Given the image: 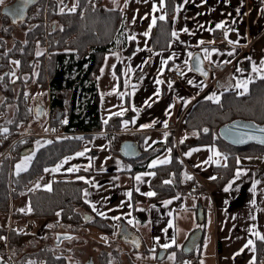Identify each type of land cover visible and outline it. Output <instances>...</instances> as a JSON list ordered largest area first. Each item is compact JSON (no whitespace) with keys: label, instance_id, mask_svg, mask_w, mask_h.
<instances>
[{"label":"crops","instance_id":"crops-1","mask_svg":"<svg viewBox=\"0 0 264 264\" xmlns=\"http://www.w3.org/2000/svg\"><path fill=\"white\" fill-rule=\"evenodd\" d=\"M104 1L102 0V4L105 7ZM256 1L178 0L175 4L173 17H171L172 30L168 46L166 49L156 51L151 50L150 31L153 27L149 29V25L152 24L154 17L157 21L161 15L165 16V0H163L162 7L161 0H116V7L110 9H117L124 13L125 42L122 41L114 46L115 49L105 55L96 76L95 87L98 92V114L101 121L104 123V120L114 116L113 113L120 112L122 108L125 109L124 114L130 115V117L123 121H129V123L125 127L123 121L121 122L120 133L122 135L136 134L140 146L143 149H150L153 145L163 144L166 140L165 133L171 129L175 122H181L189 109L198 101L217 103V98L219 101L220 95L227 91L240 96L244 90L236 88V84L251 79L245 93L248 94L250 84L264 75V72L257 73L252 70L253 64L259 68L261 61L264 60V14H262L264 10H260ZM154 5L156 11H153ZM177 8L180 9L179 12L176 11ZM237 9H239V14ZM218 23H223L224 27L217 29L215 26ZM185 28L188 29V32L183 31ZM225 31H228V40L234 43L230 44L228 40H225ZM145 32H148L147 36L144 35ZM173 32L177 33L176 37L172 35ZM130 37H135V39H130ZM200 41H204V43L200 44ZM127 46L129 47L127 48ZM204 49H208L210 52L216 49L217 52L212 53L210 60H205ZM197 52L201 54L206 68L211 65L212 67L224 65L225 68L223 71H219L218 75L210 73L206 80L203 79L189 70L191 60L189 53L192 56ZM229 52H232L233 55L229 56ZM165 60L167 64L162 65V61ZM174 62H178L180 65L181 76L178 78L168 75L170 65ZM116 66L119 73L116 72ZM237 68L241 71H237ZM157 80L162 83L157 84ZM136 83L138 85L134 86ZM169 83L172 85L171 88H169ZM157 92H159L158 95ZM126 96H128V104L124 100ZM208 97L213 98L209 99ZM133 107L138 112L133 111ZM48 115V107L44 105V114L40 120H42L43 126L45 124V128L51 125ZM133 119L136 121L135 124L131 123ZM165 122H167V127L164 126ZM142 125L152 126L143 128ZM180 127L181 125L178 131L181 132V135L177 137L178 131L175 132L176 145L187 136L180 130ZM45 128L42 131H45ZM72 134L81 135L80 133ZM107 134L109 133L101 131L93 137L106 138ZM86 140L88 138L85 139V142ZM31 146L25 149L27 151L24 150V154L29 152ZM82 146L76 153L81 152ZM193 149H199V151H192ZM211 149L219 152L220 156L213 155ZM169 152V148H165L146 164L147 168L150 169L149 165L153 161L169 160ZM189 152L191 155H186ZM76 153L66 156L58 164H55L61 165L58 171H52L55 168H45L49 170V177L44 178L46 173L44 171L43 178L41 177L42 185L38 187L48 188L50 181L53 180L72 181L78 177H84L82 174L77 175L78 171L90 173L89 177L85 176L84 178L94 182L96 186L87 183L81 193L82 199L84 202L88 201L85 204L90 207L92 214L97 215V211L104 212L105 216L102 218L109 219L114 229L112 234L107 235L88 226L90 231H94L92 232L94 233V245L85 247V251L79 250L80 254H77L76 262L80 260L84 264L91 260L95 264H100L98 261L100 252H109L115 248L121 254L120 259L126 264L128 251H122L115 243L116 240L124 242L117 239V231L121 224H125L139 235L141 244L146 238L150 247L146 248L143 244L142 251L146 250V252L157 254L159 250H164V256H166L171 252L167 251L168 248L173 246L182 250L189 235L199 229L201 231L200 240L190 251V253H194L191 258L194 261L197 260L196 264H201V262L203 264H251L253 260H255V264H259L257 262V244H261V251L264 255V240L258 239L253 233L264 236V153L243 159L240 157L238 167L235 168L230 180L222 187H216L215 182L219 181L220 175H214L213 167L225 166L227 164L226 156L215 145L188 146L180 154L185 167V176L193 177L198 185L205 189L204 193L200 194L186 188L184 194L152 204L147 201L150 197L144 195L147 192H154L149 185L153 175H148V173H153L152 171L130 172L134 167L131 160L122 157L121 154L110 152L109 156L113 160L121 157V166L125 169L95 170L92 167L93 156L97 152L93 147L88 148L85 153L88 155L81 156L80 160L75 158L74 165L65 167L73 159V156L76 157ZM90 157L92 160L89 159ZM209 157L213 162L205 164L204 161H208ZM66 159L67 163H64ZM96 162L101 164L99 160ZM89 164L91 167H88ZM160 164L162 163H157L156 166ZM55 165L54 167H56ZM86 167L87 171H85ZM69 168L78 170L69 172ZM238 169L242 170L243 174L237 179ZM138 175L141 177L140 181L135 179ZM211 177H215V182L210 183L213 180ZM255 181H259V183L253 188ZM226 187L229 189L228 191L224 190ZM85 191L88 192L87 196L84 195ZM129 192L131 197L126 195ZM165 201H171V203L165 206ZM93 204L97 211H93L91 207ZM27 208L28 199L27 205L20 200V205L18 202L17 208L15 207L13 210L26 212ZM134 210L137 211V215L134 214ZM198 211L202 216L201 221H199ZM129 213L131 215H128ZM117 216L120 217L119 220L113 219ZM253 216L255 219H252ZM37 220L39 225L36 228H42V234H44L47 224L53 223L57 227L59 226L57 218ZM129 221L132 222L129 223ZM169 221L172 223L171 227H169ZM178 227L182 229L179 236ZM59 230L53 234L55 235L54 243L55 241L57 243L58 236H64L55 244L59 249L66 244V240L71 243L81 236L77 232L73 234L65 226ZM40 231L37 232L39 236L42 235L39 234ZM47 231L49 232V230ZM249 240L253 241L252 247L255 251L252 250V247L244 248ZM165 244L171 246L164 248ZM128 245L130 244L128 243ZM69 246V251L83 247L74 244ZM242 249L243 251H241ZM84 253H88L90 256L88 260L86 259L87 261L82 260ZM191 258L188 263L192 262Z\"/></svg>","mask_w":264,"mask_h":264},{"label":"trees","instance_id":"trees-1","mask_svg":"<svg viewBox=\"0 0 264 264\" xmlns=\"http://www.w3.org/2000/svg\"><path fill=\"white\" fill-rule=\"evenodd\" d=\"M75 1L76 10L72 12L57 10L56 0H40L27 10L25 20L16 27L0 12V112L2 116H6L8 110L12 111L11 118L0 123V213L7 212L11 201L19 200L20 195L26 192L28 211L14 210L15 218H57L59 225L68 226L74 231L90 226L101 233L112 234L114 228L110 220L92 214L90 207L83 201L81 193L87 186L84 181L53 180L50 181V190L49 187L29 189L32 181L43 176L45 168L76 153L83 140L92 138L101 131L109 133L106 138L110 153L120 154L119 145L125 140H134L138 144L139 155L129 159L134 165L130 172L150 170L155 173L149 183L156 193L147 199L151 204L184 194V189L197 184L193 177L187 179L185 176V167L180 158L181 152L188 146L215 145L226 156L225 166L213 167L214 175H220L218 182L215 179L210 182L214 181L216 187H222L230 180L238 167L237 159L264 153L263 146L249 144L234 147L217 135L220 126L235 119L264 124V79L252 82L248 94L237 96L227 91L220 95L217 103L203 100L195 103L179 123L180 130L187 136L182 140L183 143L179 142L177 145L175 132L170 129L163 144L143 149L136 134L120 133L121 122L130 117L127 114L111 116L107 119V124L103 123L98 114L96 76L105 55L112 52L114 46L125 42L124 13L104 7L102 0ZM177 2L178 0H165V19H158L150 31L151 50L167 48L172 30L171 17ZM256 2L260 10H264V0ZM16 28L23 31L22 40L13 37ZM15 72L16 76L12 79ZM116 72L119 73L117 66ZM30 82H34L38 90L47 94L45 106L48 107L51 125L56 126L60 122L61 131L81 135L64 138L57 143L46 142L35 152L27 170L14 174V160L32 144L18 143L11 161L4 155L10 143L26 130L41 132L45 128L42 120L33 116V104L28 103L25 86ZM124 100L128 104V96ZM5 128L8 129L7 133L2 131ZM167 147L170 150L169 162L148 169L146 164ZM79 174L90 176V173L83 171H78L77 175ZM164 181L171 183L165 184ZM204 190L198 185L193 192L201 194ZM133 212L137 215V211ZM47 230L48 227L41 236L32 232H10V250L18 264H28L29 261L33 264H67V258L58 253V247L53 241L49 247H36V240L42 241L44 235L50 234ZM5 233L4 226L0 224L2 239ZM167 251L174 252L173 264H196L197 260L188 263L193 252L185 254L175 246ZM262 252L261 244L258 243L257 262L262 257ZM120 258L118 249L112 248L109 252L101 251L98 261L100 264H122ZM76 263L82 264L80 260Z\"/></svg>","mask_w":264,"mask_h":264},{"label":"rangeland","instance_id":"rangeland-1","mask_svg":"<svg viewBox=\"0 0 264 264\" xmlns=\"http://www.w3.org/2000/svg\"><path fill=\"white\" fill-rule=\"evenodd\" d=\"M56 2L58 4V9L57 10H60V11L62 9H63V11H68L74 5H76V1L75 0H56ZM115 3H116V0H105L104 1L105 7H108V8H115L116 5H117ZM13 37L22 40L23 39L22 38L23 37V31L21 29H19V28H16ZM13 66L15 67V64H13ZM15 76H16V72L14 74H12L11 78L14 79L13 77H15ZM136 85H138V84L136 83L134 86H136ZM130 86L133 87V85H130ZM25 88H26V96H27L29 104H34V105L35 104H44L45 105V102L47 101V97H46V95H44V93H42L41 90H38L39 88L36 86V84L34 82H30V83L26 84ZM1 100H2V98H0V102H1ZM10 116H12V111L11 110L7 111V115L6 116L5 115L2 116V113L0 112V123L3 124L5 122H7V120L11 118ZM180 133L181 132L178 131L177 137L181 135ZM89 139L90 138H88V140H86V142H85V140H83L84 142H83V146H82L81 152H84L85 148L88 149L90 147H93L96 150L97 153H95V155L93 156L94 164L92 166V167H94L95 170H100V169H111V170L112 169H118V170H123V169H125L123 166H121L122 165L121 164V162H122L121 157L115 158L113 160L109 156L110 153H109L108 148H107L108 140H106V138L93 137L90 140ZM46 141H47L46 139L36 140L35 142H33L32 146L30 147V150H29V152L27 154H23L22 153L21 155H19L13 162V169H12L13 173L14 174H18L16 165L17 164H21L22 161H24L25 157H29L30 156L33 159V157H34L33 155H35V152L40 147H42L46 143ZM37 142H39V144ZM86 155H88V154H84L83 156H86ZM72 158L73 159H71L70 163L68 165H65V167H69L71 165H74L75 162H76L75 158H78V160L82 159L81 156H77V155H76V157L73 156ZM32 159L27 163V165H26L27 168L30 165ZM89 159L92 160V157H90ZM98 160L101 161V164H97L96 161H98ZM116 160H118V161H116ZM55 166L57 167V165H55ZM56 167L52 166L50 168H56ZM21 172H23V171H20L19 173H21ZM48 175H49V173L47 171L45 173V175H44V178H48L49 177ZM42 178L41 179L38 178L37 180L32 181L29 189H36L38 187H41L42 181H43ZM20 196L21 197H20L19 200L11 201L10 207H9V209H7L8 210L7 212H5V213L1 212L0 213V219H1V222H2L0 224H2V226H4L5 231H6L7 222L11 221V223L14 224L16 228H18V229H15V230L17 232H20V233H25V232H23L25 230H23L22 228L20 229V225L21 226L22 225H27V226H29V230H27V233L32 232L34 235H36L37 232H39L42 229V228L39 229V227L36 228L37 225H39V222H36V221H38L37 219H35V218L34 219H28V218L20 219V218H15V216H14V212H13L14 210L13 209H15V207L17 208L18 202H19V205H20V200H21V202H24V204L26 203V205H27L26 192L23 193ZM10 208H11V210H10ZM9 212H11V213L13 212V214L12 215L11 214L8 215V216H10V218L8 220L7 214ZM40 219H44V218H40ZM49 220H54V218L53 219H49ZM45 226L48 227L50 234L49 235H44L42 241L36 240L35 241V244L37 245L36 247H44V246L49 247L50 243H52V241L54 240V236L55 235H53V234H56L55 232H58V231H60L59 230L60 228H63L62 225H59L57 227L53 223L47 224ZM179 227H180V225H179ZM179 227L177 229L178 230L177 231L178 236L180 235V232L182 231V229L179 228ZM65 228L70 230L73 234L76 233V232L80 233L79 235H81V236H80V238L78 240L72 241L71 243H68L69 241L66 240V242H65L66 244H64L60 249L58 248L56 250H59L58 253L64 255L67 258V260H66L67 264H77L75 259H77V254H80L81 249L83 251H85V249H86L85 247L94 245V233H92L94 231H90L86 227L83 230L80 229L79 231H74L73 229L71 230V228L68 227V226L65 227ZM39 234H42V230L40 231ZM6 238H8V240H9V237H7V234L5 233V236H3V239L1 240V249H3V247H4L3 246L4 245V239H6ZM143 241H144V243H143L144 246L146 248H149L150 246H149L146 238H144ZM115 243H117V245H119V247H120V249L122 251H125V250L128 251L127 252V257L128 258L126 260V262H127L126 264H172L173 261H174V253H172V252H169L168 254H166V256H163L162 258H159V257H157L158 253L156 254V253H149V252H145V251L139 252L137 250H132V248H134L132 245H128V243H125V242H122V241H118V240H116ZM71 244H74L75 246L82 245L83 247L82 248H78L76 250L69 251V249H70L69 245H71ZM89 257L90 256L88 255V253H84L82 260H84V259L88 260ZM170 257H173V258H170ZM92 259L94 260L95 258H92ZM74 260H75V263H74ZM28 264H33V262L29 261ZM122 264H125V263L123 262Z\"/></svg>","mask_w":264,"mask_h":264},{"label":"water","instance_id":"water-1","mask_svg":"<svg viewBox=\"0 0 264 264\" xmlns=\"http://www.w3.org/2000/svg\"><path fill=\"white\" fill-rule=\"evenodd\" d=\"M38 1L40 0H32L31 3L24 4L23 0H13L8 5L3 6L0 12L9 18L11 25L18 26L20 23H22L25 20L27 12H28L27 10H29V8L32 7ZM8 9H23L22 17H15L13 15L8 14V11H7ZM197 57L200 58V66L203 72H206L207 75L206 76L203 75L200 71H195V70H192V71L198 74L200 77H202L205 80L209 77L210 73H213V74L216 73L218 75V72L223 71V69L225 68L224 65H221L218 67H214V66L212 67L211 65L210 67L206 68V66L204 65V61L201 57V54L200 53L198 54V52L194 53L191 56L190 68L195 66L197 62L196 61ZM33 113H34V116L41 119L42 115L44 114V105L35 104L33 106ZM259 129H264V124H257L255 121H250V120L235 119V120L229 121L223 124L222 126H220L217 131V135L219 136L221 140H223L227 144L232 145L234 147H242V146L249 145V144H255V145L264 147V144H261L258 142L260 138H264V132H260ZM249 137H255L256 139H249ZM25 151L22 153L24 154ZM139 151H140L139 146L136 142L131 141V140H125L120 143L118 153H120L121 156L126 159H131V158H136L140 153ZM199 211H198V214H199L198 216L200 218L199 221H201L202 216H200L201 214ZM117 232H118L117 239L123 240L124 242L129 243L130 245L134 247L135 250L139 252L143 250V244H141L142 241L139 235L136 232H134V230L131 227L125 224H121ZM200 237H201V231L199 229L193 231L189 235L186 242H184L185 244L183 245V248H182L183 253L185 254L190 253V251L193 250V248L198 244ZM62 238H64V236H58L57 243ZM57 243L55 241V244ZM157 253H158L157 257L159 258H162L165 255L164 250H159ZM0 264H5L4 260L1 257H0ZM84 264H90V262H86Z\"/></svg>","mask_w":264,"mask_h":264},{"label":"snow or ice","instance_id":"snow-or-ice-1","mask_svg":"<svg viewBox=\"0 0 264 264\" xmlns=\"http://www.w3.org/2000/svg\"><path fill=\"white\" fill-rule=\"evenodd\" d=\"M4 2H5V0H0V5L4 4ZM23 2H24V4H28V3H31L32 0H23ZM162 6H163V0H161V7H162ZM75 10H76V6L74 5L69 11L75 12ZM156 10H157V9H156V7H155V5H154V6H153V11H156ZM7 11H8V14L13 15V16H15V17H22V14H23V9H8ZM61 11H63V9H62ZM176 11L179 12L180 9L177 8ZM237 13L239 14V9H237ZM159 19H160V20H164V19H165V16L161 15V16L159 17ZM14 22H15V20H14ZM155 23H156V18L154 17L153 20H152V24L149 25V29H151V28L155 25ZM215 27H216L217 29H220V28H223L224 25H223V23H218V24H216ZM183 31L188 32V29L185 28V29H183ZM210 31H212V30H210ZM144 35L147 36V35H148V32H145ZM172 35H173L174 37H176V36H177V33H176V32H173ZM224 37H225V40H228V31H225V32H224ZM130 39H135V37H130ZM199 43H200V44H203L204 41H200ZM228 43L232 44V43H234V42L231 41V40H228ZM213 52H217V50H216V49H213V50L210 52L208 49H204V59H205V60H210L211 55H212ZM38 55H39V53H38ZM228 55L231 56V55H233V53H232V52H229ZM189 57L191 58V53H189ZM169 59H171V57H169ZM249 59H250V58H249ZM196 61H197V62H196V64H195V66L192 67V68H190L189 70H190V71H191V70L200 71L203 75L206 76L207 73H206V72H203V70H202V68H201V66H200V58L197 57V58H196ZM15 63L18 64L19 62H15ZM145 63H147V61H145ZM186 63H187V61H186ZM226 63H227V61H226ZM166 64H167V61H166V60H165V61H162V65H166ZM113 67H114V66H113ZM129 70L131 71V69H129ZM252 70H253V72H257V73H259V72H264V60L261 61V66H260L259 68H257V66H256L255 64H253V68H252ZM101 71L103 72V69H101ZM237 71H241V69L237 68ZM259 78H260V79H264V75H261ZM250 82H251V79H249L248 81H240V82H238V83L236 84V88H242V89L244 90L243 92L240 93L241 95H243V94H245V93L247 92V90H248V83H250ZM126 83H127V82H126ZM156 83L159 84V83H162V81L157 80ZM189 83H191V81H189ZM133 87H134V86H133ZM171 87H172V85H171V83H169V88H171ZM158 94H159V92H157V95H158ZM208 98H209V99H212L213 97H208ZM217 102H218V98H217ZM145 103L147 104V101H146ZM148 106L150 107L151 105H148ZM132 110L138 112V110H137L135 107H133ZM125 111H126V110L122 108L120 112H118V113H113V115L123 116ZM64 122L66 123L67 121H64ZM135 122H136L135 119H133V120L131 121V123H133V124H135ZM104 123L107 124V123H108V120H107V119L104 120ZM128 123H129V121H123V125H124L125 127H127ZM154 123H155V122H154ZM151 126H152V125H142L141 127H143V128H147V127H151ZM164 126L167 127V122H165V125H164ZM2 131H3L4 133H7V132H8V129L5 128V129H3ZM46 131H47V129H46ZM205 131H207V129H205ZM259 131H260V132H264V129H259ZM165 136H167V133H165ZM76 139H83V138H82V137H76ZM249 139H256V138H255V137H249ZM241 142H243V141H241ZM258 142L261 143V144H264V138H260V139L258 140ZM37 143L39 144V142H37ZM49 143H50V141H49ZM181 143H183V141H181ZM87 151H88V149L85 148L84 152H78V153H76V155H77V156H83V155L85 154V152H87ZM169 151H170V150H169ZM192 151H199V149H193ZM211 151L213 152V155H215V156H217V157L220 156V153H219V152H216L214 149H211ZM186 155H191V152L186 153ZM31 159H32V157H30V156H29V157H25L24 161H22L21 164H17V165H16L17 173H19L20 171H26V170H27L26 165H27V163H28ZM168 162H169L168 159H165V160H163V161H153V162L149 165V168L156 167L157 163L166 164V163H168ZM209 162H213L211 157H209V160H208V161H204L205 164H207V163H209ZM239 162H240L239 159H237V163H238V164H239ZM64 163H67V159L64 161ZM60 167H61V165H57V167H56L55 169H52V171H58ZM88 167H91V164H89ZM197 167H199V165H197ZM75 170H78V169H73V168H69V169H68L69 172H72V171H75ZM87 170H88V168L86 167V168H85V171H87ZM45 171L47 172V171H49V170H48V169H45ZM242 174H243L242 170H239V169H238L237 172H236V178L238 179ZM148 175H155V173H148ZM78 179H80V180H84L85 183H92V186H94V187L96 186L94 182H90V181H88V180H85L84 177H78ZM135 179H136L137 181H140V180H141V177L138 175V176L135 177ZM187 179H192V177L189 176V177H187ZM211 179H215V177H211ZM164 183H165V184H169V183H171V181H164ZM258 183H259V181H255L254 184H253V188H255V185L258 184ZM38 186H39V185H38ZM49 190H50V186H49ZM224 190H225V191H228L229 189L226 187ZM84 195L87 196V195H88V192L85 191ZM126 195H128L129 197H131V193H130V192L127 193ZM144 195H147V196H149V197H152V196H155L156 193H155V192H147V193H144ZM85 202L88 203L87 200H86ZM170 203H171V201H165V202H164L165 206H167V205L170 204ZM253 203H255V201H253ZM91 207L93 208V211H97V209H96V207H95L94 204L91 205ZM57 215H59V213H58ZM97 215H99V216H101V217H104V216H105V213H104V212L97 211ZM128 215H131V213H129ZM113 219L119 220L120 217H118V216H117V217H113ZM252 219H255V217L253 216ZM131 222H132V221H129V223H131ZM171 226H172V223H171V221H169V227H171ZM165 231H166V230H165ZM249 231H252V229H249ZM253 234L256 235L258 239L264 240V236H261L259 233H253ZM0 239H2V237H0ZM173 242H174V241H173ZM252 245H253V241H252V240H249V241L244 245V248H250V247H252ZM170 246H171V245H169V244H165V245H163L164 248H168V247H170ZM252 250L255 251L254 247H252ZM241 251H243V249H242ZM170 258H173V257H170ZM201 264H203V262H201ZM251 264H255V260H253V261L251 262Z\"/></svg>","mask_w":264,"mask_h":264},{"label":"built area","instance_id":"built-area-1","mask_svg":"<svg viewBox=\"0 0 264 264\" xmlns=\"http://www.w3.org/2000/svg\"><path fill=\"white\" fill-rule=\"evenodd\" d=\"M180 65L178 62H174L173 64L170 65V68H169V72H168V75H171L173 77H180L181 76V71H180ZM180 121L179 122H175L174 125H172L171 127V130H173L174 132L177 133L178 129H179V126H180ZM59 127H61V123L59 122L57 124V126H51V125H48L47 128H45V131H34V130H27L26 132H24L23 134L17 136L13 141L12 143H10V146L6 149L4 155L6 154L7 157L10 158V160L12 161L13 159V156L16 152V145L18 143H27V144H33V142H35L36 140L38 139H41V138H45L47 140V142L49 143L50 141V144L52 143H57V141H60L64 138H70L72 136H75V134H72V133H67V132H63L59 129ZM47 129V131H46ZM198 187V182L197 184L194 183L193 185H191V188L189 190H195L196 188ZM11 210V208H10ZM12 215L13 212H9L7 214V218L9 220L10 216L8 215ZM11 220V219H10ZM23 229L25 231L23 232H27V230H29V226L27 225H20V229ZM15 229H18L15 227L14 224L11 223V221L7 222V225H6V234H7V237L8 235L10 234V232L12 230H15ZM22 231V230H21ZM3 249H0L1 252H0V257L4 260V263L5 264H18L17 263V260L15 259V257L13 256L12 254V251L10 250V244H9V240L8 238L4 239V245H3ZM191 261H194L193 258H191ZM259 264H264V255L259 259Z\"/></svg>","mask_w":264,"mask_h":264},{"label":"flooded vegetation","instance_id":"flooded-vegetation-1","mask_svg":"<svg viewBox=\"0 0 264 264\" xmlns=\"http://www.w3.org/2000/svg\"><path fill=\"white\" fill-rule=\"evenodd\" d=\"M12 1H13V0H11V2H12ZM11 2H9V0H6L5 3L2 5V7L5 6V5H8V4L11 3ZM91 263L94 264V262L90 260V264H91Z\"/></svg>","mask_w":264,"mask_h":264}]
</instances>
